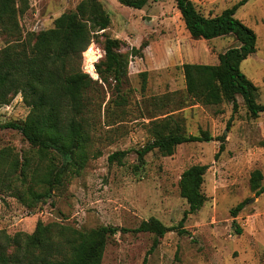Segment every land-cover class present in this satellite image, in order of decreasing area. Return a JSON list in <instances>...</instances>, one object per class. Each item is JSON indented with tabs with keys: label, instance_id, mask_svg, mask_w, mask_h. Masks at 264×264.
<instances>
[{
	"label": "rangeland",
	"instance_id": "rangeland-1",
	"mask_svg": "<svg viewBox=\"0 0 264 264\" xmlns=\"http://www.w3.org/2000/svg\"><path fill=\"white\" fill-rule=\"evenodd\" d=\"M82 1L29 0L28 11L19 18L23 36L52 29L56 19L75 11ZM192 1L204 16L215 17L240 0ZM102 2L112 19L107 36L125 41L121 52L129 54V75L122 86L129 100L125 112L109 103L117 97L115 83H103L96 72L105 56L98 38L99 43L83 53L81 66L99 82L93 94L96 134L86 168L40 203L27 194L21 201L0 190V231L32 234L39 221L78 230L102 226L135 230L156 218L174 230L154 250L152 233H119L109 240L102 264H264V193L257 196L251 183L254 172L260 171L264 186V114L251 116L241 96L236 113L231 103L195 102L187 95L183 70L186 64L218 65L219 55L238 47V41L233 36L193 39L175 0H150L142 10L118 0ZM236 17L258 37L256 53L242 63L241 70L258 88V102L264 104V0H250ZM8 41L0 34V50ZM144 42L148 47L143 57H135L134 50ZM93 45L102 52L95 71L88 61ZM30 111L22 95L0 105V150L10 149L22 163L30 157L37 166V150L20 132L6 128L8 123L25 121ZM170 115L181 120L187 135L225 134V151L216 159L220 142L189 143L178 146L172 156L154 151L141 165L137 150L152 140L149 123ZM118 151L128 152L123 164L110 163V155ZM47 163L45 159L42 166ZM195 165L209 166L202 187L207 201L201 210L186 215L189 205L181 196L180 181ZM243 202L245 208L233 218L231 211Z\"/></svg>",
	"mask_w": 264,
	"mask_h": 264
},
{
	"label": "trees",
	"instance_id": "trees-1",
	"mask_svg": "<svg viewBox=\"0 0 264 264\" xmlns=\"http://www.w3.org/2000/svg\"><path fill=\"white\" fill-rule=\"evenodd\" d=\"M249 1L240 0L220 15L206 17L192 0H175L193 39L213 41L233 36L239 43L219 55L218 65H184L187 95L204 105L231 103L234 113L239 108L237 97L241 96L249 114L259 117L264 114V104L258 102V88L241 70L242 63L256 53L258 37L236 17ZM118 2L142 10L150 0ZM28 9L29 0H0V34L9 38L0 50V105H9L16 96H23L31 108L28 117L23 122L8 123L6 128L20 132L37 150L40 161L36 166L32 158L26 157L22 163L10 149L0 150V190L12 192L21 201L27 194L32 202L40 203L50 198L56 187L80 175L90 159L89 148L96 134L97 98L93 94L99 82L82 71L83 53L101 38L105 56L96 65V72L103 83H115L117 97L109 103L122 113L129 101L122 92L129 75V54L121 52L125 41L107 36L112 19L102 0H83L75 11L56 19L52 29L24 37L19 18ZM147 47L144 42L133 55L142 58ZM148 130L152 140L137 150L141 165L148 154L158 151L172 156L183 144L220 142L216 159L225 151V134L187 135L181 120L173 115L152 120ZM127 155L126 151L115 152L109 162L123 164ZM45 159L48 163L42 166ZM208 169L207 165H195L182 175L180 192L189 205L186 215L198 212L207 201L202 187ZM262 179L260 171L254 172L251 183L257 196L264 193ZM28 181L33 184L21 190ZM245 205L243 202L231 211L233 218ZM173 230L156 218L142 222L135 230L114 226L78 230L39 221L32 234L0 231V264H102L109 240L119 233H152L156 237L154 250L160 239Z\"/></svg>",
	"mask_w": 264,
	"mask_h": 264
},
{
	"label": "bare ground",
	"instance_id": "bare-ground-1",
	"mask_svg": "<svg viewBox=\"0 0 264 264\" xmlns=\"http://www.w3.org/2000/svg\"><path fill=\"white\" fill-rule=\"evenodd\" d=\"M102 52L100 50H98L95 45H93V47H91V49L88 52V56H89V65L92 67V71H95L94 69V64L96 63V61L99 59L100 54Z\"/></svg>",
	"mask_w": 264,
	"mask_h": 264
}]
</instances>
